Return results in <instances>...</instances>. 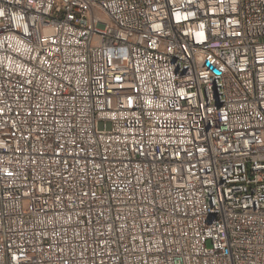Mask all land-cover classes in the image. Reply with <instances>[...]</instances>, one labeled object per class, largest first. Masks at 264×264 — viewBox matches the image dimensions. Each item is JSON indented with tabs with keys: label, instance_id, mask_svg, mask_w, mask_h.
<instances>
[{
	"label": "built area",
	"instance_id": "2783aa9c",
	"mask_svg": "<svg viewBox=\"0 0 264 264\" xmlns=\"http://www.w3.org/2000/svg\"><path fill=\"white\" fill-rule=\"evenodd\" d=\"M0 264H264V0H0Z\"/></svg>",
	"mask_w": 264,
	"mask_h": 264
},
{
	"label": "rangeland",
	"instance_id": "374dc122",
	"mask_svg": "<svg viewBox=\"0 0 264 264\" xmlns=\"http://www.w3.org/2000/svg\"><path fill=\"white\" fill-rule=\"evenodd\" d=\"M209 244V243H208Z\"/></svg>",
	"mask_w": 264,
	"mask_h": 264
}]
</instances>
